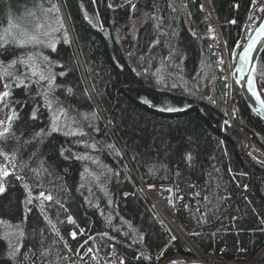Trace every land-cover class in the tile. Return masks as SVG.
<instances>
[{
  "label": "trees",
  "instance_id": "16d2710c",
  "mask_svg": "<svg viewBox=\"0 0 264 264\" xmlns=\"http://www.w3.org/2000/svg\"><path fill=\"white\" fill-rule=\"evenodd\" d=\"M251 4L0 0V69L12 74L4 78L15 117L0 135L12 168L0 170V264H77L69 252L86 244L124 264H184L173 256L191 251L167 243L139 182L169 183L185 197L191 181L203 194L198 210L187 209L196 246L264 264V160L247 145L264 155V121L223 77L213 35L215 24L231 56ZM29 35L43 43L13 41ZM41 72L55 76L47 97ZM257 74L264 79V50ZM37 192L52 199L39 206Z\"/></svg>",
  "mask_w": 264,
  "mask_h": 264
},
{
  "label": "bare ground",
  "instance_id": "6f19581e",
  "mask_svg": "<svg viewBox=\"0 0 264 264\" xmlns=\"http://www.w3.org/2000/svg\"><path fill=\"white\" fill-rule=\"evenodd\" d=\"M263 11H264V0H261L259 3V6L256 7L254 10L253 17L250 18V20H249L248 24H246V26L244 24L243 30L244 31L247 30V29H245L247 27V25L250 26L248 30H252L253 27L259 21ZM239 39H240V37H239ZM239 39H238V41H239ZM239 43H241V42H239ZM237 48L238 47L236 44V48H235L234 52H236ZM251 142H252L251 139L247 140L248 148H249ZM256 146H257V144H256ZM159 185L161 187L160 193H157V196H155V197L149 196V198L154 199V202L156 203V205H157V203L159 204V206H156V207L157 208L159 207L158 208L159 210L161 208L163 209L162 211H160V213L161 214L164 213L163 214L164 216L159 215L160 213L156 212V210H154V208L149 207V209L152 212V214L155 216V218L157 219L158 224L160 225L162 231L165 233L167 243L170 244L172 242V240L177 239L179 236L182 238V239L180 238L181 241H183V238L184 239L187 238V239H190L192 241V242L187 241V244L192 243L194 246H196L195 242L193 241V239L191 237L192 227L188 225V211H187V209L193 208V209L198 210V208H199L198 201H199V199L203 198V194H202V190H201L200 186L195 181L188 182V184H187L188 196L185 195V197H184L183 194L180 193L179 189L173 187L169 183H160V184H156L155 186H159ZM244 186L249 187L247 189L249 191L252 187V183L249 182V183L241 186L240 192L243 193V195L246 194L245 190H243ZM139 187H140V190L142 187H144V189H142L144 191H146L145 187L149 188L148 186L144 185L142 182H139ZM248 191H247V193H248ZM37 193H39V192H37ZM145 200H147V199H145ZM178 200L179 201L184 200V202L181 205H178V203H177ZM170 201H171V204H173L174 209H172L168 205V203ZM39 206H41V205H39ZM167 211H172V212L170 214H167L166 213ZM200 213H201V210L199 211V214ZM161 216L164 217V219H162ZM49 223L53 226L52 221H49ZM175 237H177V238H175ZM196 247H197V249L201 250L198 246H196ZM89 249H91V251H89ZM221 249H223V248L220 247L219 252H217L214 248H209L206 251L201 250V252L205 255V258H199L198 257V259L196 261H198V262H211V263H218V264H240V263L246 264L247 262L248 263L250 262V261L241 262V261H239L238 256H236V258H234V259H224L220 254V252H223V250H221ZM190 251H191L190 254L194 253V248L191 249ZM241 251L242 250H240V252ZM83 254L85 255V258H83V256H84ZM71 255H73V256H71L72 261L76 262L75 258H78L80 261L83 260L86 264H100V261H98L97 259H99V260L104 259L103 260V262H104L106 260L105 258L109 259V257H113V259L115 261L113 263H115V264H121V262H123V258L119 254H116L114 252V250L110 249L106 253H100L99 251H97L94 248V246L88 245V244H86L84 246L82 254L79 255V254H77V252H74ZM72 257H74V259ZM214 259L219 260V261H214ZM196 261H194V262H196ZM76 263L78 264V262H76ZM103 264H105V263H103ZM123 264H124V262H123ZM250 264H252V263L250 262Z\"/></svg>",
  "mask_w": 264,
  "mask_h": 264
},
{
  "label": "rangeland",
  "instance_id": "374dc122",
  "mask_svg": "<svg viewBox=\"0 0 264 264\" xmlns=\"http://www.w3.org/2000/svg\"><path fill=\"white\" fill-rule=\"evenodd\" d=\"M261 0H252V4H251V9H250V12L248 14V17H247V20H246V23H245V26L246 24H248L249 20L251 17H253L254 15V10L256 7L259 6V3H260ZM260 9V8H259ZM250 26L247 25V27L245 29L247 30H243L242 29V32H241V35H240V39L237 43V47H239V42H243V40L247 37V35L249 34L248 32L251 31V30H248ZM248 31V32H247ZM213 35H214V45L215 47L217 48V51H218V54H219V57H218V67L220 68V70H222L223 72V77L226 78V80H228V74H230L231 76V63H232V59L234 57V54L235 52L232 53L231 56H228V54H226L225 52V48L223 46V43H222V40L220 38V35L218 33V30L215 26V24H213ZM3 70H6L7 68H3ZM0 69V93L4 92L6 89H5V84H6V79L4 78V72H2ZM7 71V70H6ZM258 83H259V86H260V89L261 91L263 92L264 94V87H262V85H264V79L261 78L258 74ZM226 98H227V102H228V99H229V91L227 90L226 91ZM226 107L228 108V106L226 105ZM12 115V109L11 107L9 106L8 102H7V99L6 97L0 101V133L5 129L7 128V125H8V121H9V117ZM249 151L254 154L256 157H258L259 159L261 160H264V155L260 152L258 146H256V143L255 142H251L250 143V146H249ZM7 155H3V162L1 164V167H0V170H1V174L4 172V171H7V172H10L12 171V168L11 166L9 165V162H8V157ZM188 184V183H187ZM164 187V186H163ZM245 187V186H244ZM160 185L159 186H152V187H149V188H146L145 187V190H142L144 189V187L141 188V192L142 194L144 195L145 199H147V204L149 207L151 208H154V210H156V212L160 213V211H162L163 209L161 208L160 210L156 207V206H159V204L154 202V199H150L149 196H157V193H160ZM246 189H248L249 187H245ZM248 190H246L245 192L247 193ZM40 193L42 192H39V193H36L34 194L32 197L33 199H35V201L41 205V200L43 197L40 196ZM243 194V193H242ZM157 202V201H156ZM168 205L172 208H173V204H171V201L168 203ZM172 211H167L166 213L167 214H170ZM164 213H160L159 215H163ZM162 219H164V217H162ZM171 217V216H170ZM173 217V216H172ZM184 237V236H183ZM177 238V237H175ZM181 237L178 236V240L182 243L183 247H185L186 249L188 250H191L194 248V253L190 254V255H182V254H175L173 256L174 259L180 261L181 263H189V262H194L199 258H205V255L201 252V250L197 249L196 246H194L192 243L190 244H187V241L189 242H192L190 239H184L183 238V241L180 240ZM182 239V238H181ZM69 252V251H68ZM201 252V253H200ZM72 254V253H71ZM70 255L73 256V255ZM84 255V254H83ZM74 259V257H72ZM83 258H85V255L83 256ZM76 259V262H78V264H86L83 260L80 261L78 258H75ZM106 260L103 262L104 259L102 260H99L97 259L98 261H100V264H112L114 261L113 257H109V259L105 258ZM202 260V259H201ZM242 264V263H240ZM246 264H250V262L246 263Z\"/></svg>",
  "mask_w": 264,
  "mask_h": 264
},
{
  "label": "water",
  "instance_id": "95a60500",
  "mask_svg": "<svg viewBox=\"0 0 264 264\" xmlns=\"http://www.w3.org/2000/svg\"><path fill=\"white\" fill-rule=\"evenodd\" d=\"M261 24H264V11L257 22V24L253 27V29L249 32L247 37L243 40V42L239 43V47L237 48L234 57L231 63V78L234 81L235 85L239 89V92L242 96L243 101L247 105V107L252 111L253 114L258 116L260 119L264 121V110H261L260 102L257 101L251 94L248 89V77L252 76L256 83V91L260 94L261 100H264V94L260 89L258 83L257 76V63L260 54L264 50V35H261L258 31L260 29ZM258 37L256 40L255 46L252 48L249 61L245 63L240 59L241 55L244 53L245 48L248 44L253 40V38ZM253 66H255L253 70ZM243 69V70H241ZM186 264H218L211 262H189Z\"/></svg>",
  "mask_w": 264,
  "mask_h": 264
},
{
  "label": "snow or ice",
  "instance_id": "6c2138e0",
  "mask_svg": "<svg viewBox=\"0 0 264 264\" xmlns=\"http://www.w3.org/2000/svg\"><path fill=\"white\" fill-rule=\"evenodd\" d=\"M93 3H95V0H93ZM81 7H83V5ZM109 7H111V5H109ZM132 7H133V9H135V5H133ZM53 9H55L57 12L59 11V9L56 8L55 5H53ZM51 10L52 9H49V11H51ZM258 31L260 32L261 35H264V24H261L260 29ZM257 39H258V37L253 38V40L245 48L244 53L241 55L240 59L243 60L245 63H248L251 50L255 46V43H256V40ZM13 41L15 43H17L18 45H20V46H24L25 44H28V43H37V44L43 43V41H40L36 36H32V35L27 36L26 39H17L15 36H13ZM4 42L7 43L8 42L7 39H5ZM64 42L65 43L68 42V40H67V34H65ZM47 46L50 47V48H52V50H55V43L54 42L49 43ZM31 59H32V57L30 56V57H28V59L22 60L21 63L27 64L28 61L31 60ZM43 60L44 61H48V57H43ZM12 63L14 64V63H16V61H13ZM254 68H255V66H253V70H254ZM241 70H243V69H241ZM33 74L34 75L36 74L35 71L33 72ZM11 75L12 74L10 72H8V71H5L4 72V76H6V77H10ZM60 75H64V73H60ZM39 78L42 81H47V84L49 85V87L47 89H45V96L47 97V95L53 90V87H54L53 86V81L55 79V76L53 75L51 78H49L48 76L44 75L41 72ZM21 86H25L23 80H21L20 83L16 85V87H21ZM247 86H248V89L251 92L252 96L257 101L260 102L261 110H264V100H261L260 94L256 91V83H255V81H254V79H253L252 76H249L248 77V85ZM8 87L9 86L7 84H5V89L6 90L4 92L0 93V101H2L5 97L9 96L10 93L7 90ZM262 87H264V85H262ZM69 91H71V90H69ZM49 106L51 107V102H49ZM168 110H172V109H168ZM60 111L63 112L64 110L63 109H60ZM14 118H15L14 116H10L8 119H9V121H12ZM58 119H59V116H55L53 118V127L51 128V131H53V132L57 131L56 122H57ZM8 130H9L8 128H5L4 129V133H7ZM4 133H0V135H3ZM37 135H40V133H37ZM93 147H95V146L93 145ZM109 147L111 148L113 146L112 145H109ZM0 155H4V154L3 153H0ZM2 174L4 176H7L9 173L7 171H4ZM18 179H19V177H18ZM3 191H4V188L2 186H0V193H2ZM40 196L43 197L44 199H47V200H51L52 199V197L50 195L49 196H45L44 193H40ZM205 199H207V197H205ZM29 202H31V200ZM69 221L70 222H74V221H72V218L71 217H69ZM21 235H23V234L21 233ZM75 235H76V233L73 232L72 233L73 238H75ZM19 251H20V248L17 247L12 252H10L9 255L11 257L15 258L16 254ZM89 251H91V249H89ZM25 258H27V257H25ZM121 264H123V262H121ZM172 264H176V262L173 261Z\"/></svg>",
  "mask_w": 264,
  "mask_h": 264
},
{
  "label": "built area",
  "instance_id": "2783aa9c",
  "mask_svg": "<svg viewBox=\"0 0 264 264\" xmlns=\"http://www.w3.org/2000/svg\"><path fill=\"white\" fill-rule=\"evenodd\" d=\"M243 190H247L245 187L243 188ZM184 202V200H181V201H177V203H178V205H181L182 203ZM186 203V202H185ZM221 250H223V249H221ZM212 252V251H211ZM112 264H115V263H112Z\"/></svg>",
  "mask_w": 264,
  "mask_h": 264
}]
</instances>
